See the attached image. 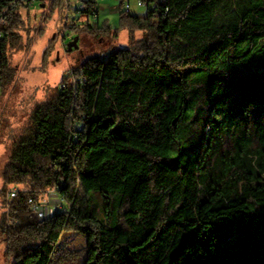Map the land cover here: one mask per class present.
Instances as JSON below:
<instances>
[{
    "label": "trees",
    "instance_id": "trees-1",
    "mask_svg": "<svg viewBox=\"0 0 264 264\" xmlns=\"http://www.w3.org/2000/svg\"><path fill=\"white\" fill-rule=\"evenodd\" d=\"M11 1L0 0V99L33 30L31 7ZM139 1L147 15L123 10L113 32L91 23L95 0H39L44 22L125 31L128 46L71 70L37 105L3 172L12 264H60L69 232L86 237L85 264H264V0ZM53 190L62 209L35 216L29 199Z\"/></svg>",
    "mask_w": 264,
    "mask_h": 264
},
{
    "label": "rangeland",
    "instance_id": "rangeland-1",
    "mask_svg": "<svg viewBox=\"0 0 264 264\" xmlns=\"http://www.w3.org/2000/svg\"><path fill=\"white\" fill-rule=\"evenodd\" d=\"M75 9L82 1L71 0ZM99 15L91 17L95 26H109L113 32L120 26V16L124 4L116 0H95ZM131 1L132 15L144 17L148 10L138 6L139 0ZM45 6L35 5L29 9L30 34L23 33L25 47L12 56L13 66L18 69L13 86L0 99V222L4 212L1 191L3 172L12 161L16 148L33 135L36 130L35 111L40 102L46 101L60 89L61 82L68 72L80 68L92 59L108 56L111 52L128 46V34L123 31L119 36L97 34L87 31L63 28L57 16L43 21ZM24 14L25 11H23ZM27 18V16H26ZM69 16L68 23L73 21ZM85 18H78L76 26L83 27ZM44 32L40 35L42 26ZM57 34L56 39L55 35ZM78 38L77 48L69 51L67 45ZM50 47L48 64L43 63L44 53ZM13 188V187H12ZM11 188V189H12ZM10 189V190H11ZM87 239L76 232L62 236L57 259L60 264H85L87 258ZM0 264H12L7 256L6 235L0 227Z\"/></svg>",
    "mask_w": 264,
    "mask_h": 264
},
{
    "label": "built area",
    "instance_id": "built-area-1",
    "mask_svg": "<svg viewBox=\"0 0 264 264\" xmlns=\"http://www.w3.org/2000/svg\"><path fill=\"white\" fill-rule=\"evenodd\" d=\"M116 1H121L124 4V10L131 12L132 6H131L130 0H116ZM38 3H39V0H12L10 8L18 7L21 4H27V5H29V7H34L35 5H38ZM138 6L147 8V5L142 3L141 1L138 2ZM79 8L81 11L82 10H84V11L88 10V6H86V4H81ZM151 8L155 12L156 17H161V15H162V12L160 10L161 8H159V6L157 4L152 5ZM168 12H169V10L166 9L165 14H167ZM1 23L2 24L5 23L4 18H3V20H1ZM104 57L105 56H102V58H104ZM69 74H72V72H69ZM60 87L65 88L66 85L61 84ZM19 190L20 189L18 187H13L9 192V198H15L16 195L18 194ZM28 202L31 205L32 212L35 216H37L39 218H43V219H48L52 215H54L57 211L62 209L65 201H64V199L60 198L57 195V192L55 190H53L49 194H47V196L45 197V200L41 203H36L32 198L29 199Z\"/></svg>",
    "mask_w": 264,
    "mask_h": 264
},
{
    "label": "water",
    "instance_id": "water-1",
    "mask_svg": "<svg viewBox=\"0 0 264 264\" xmlns=\"http://www.w3.org/2000/svg\"><path fill=\"white\" fill-rule=\"evenodd\" d=\"M45 6V5H43ZM77 42H78V38H75L73 41H71L68 45L67 48L69 51H72L74 48H77Z\"/></svg>",
    "mask_w": 264,
    "mask_h": 264
}]
</instances>
